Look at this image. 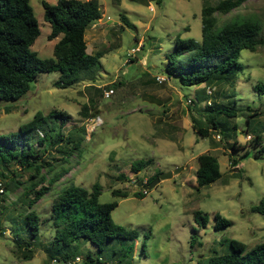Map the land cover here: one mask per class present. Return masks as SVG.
Listing matches in <instances>:
<instances>
[{
	"label": "rangeland",
	"instance_id": "374dc122",
	"mask_svg": "<svg viewBox=\"0 0 264 264\" xmlns=\"http://www.w3.org/2000/svg\"><path fill=\"white\" fill-rule=\"evenodd\" d=\"M98 1L104 21L91 26L86 34L87 52L104 54L95 80L61 87L59 72L41 73L19 100L0 101L1 136L11 137L37 112L48 116L56 111L63 112L64 118L50 119L51 132L42 129L46 143L59 144L62 136L66 141L70 134L76 137L73 144L79 150L70 160V173L34 208L43 223L42 242L53 237L48 218L61 189L69 183L89 190L98 184L100 202L118 204L112 211L113 221L138 235L124 247L128 253L125 264H208L216 254L230 252L232 239L254 250L264 242V216L251 211L264 199V153L259 152L264 147V46L243 50L236 81L217 85L220 93L229 95V99L222 98L223 104L237 109L238 115L215 117L218 130L201 136L192 125L194 119L204 120L209 114L207 102L197 101L198 89L206 84L185 86L178 75H169L168 55L175 51L178 39L201 42L203 5L221 0ZM43 2L56 4L57 0H31L41 29L33 50L46 59L53 57L59 39L48 38L51 25L44 20ZM123 16L131 25L123 22ZM237 16L262 21L264 37V0H250L225 16L216 14L219 25ZM107 17L110 22L105 21ZM137 46L136 57L126 65L130 51ZM155 76H164L166 81L159 84ZM111 88L115 94L104 97V91ZM84 109L103 120L91 135L84 127L89 118L84 117ZM259 134L263 136L259 144L248 138ZM235 142L237 149L233 148ZM33 147L40 154L45 146L35 137ZM207 153L218 158L222 175L211 186L199 188L198 157ZM142 160L149 165L133 173L131 166ZM3 169L0 165V172ZM177 169L181 171L173 178L148 191L139 186ZM115 191L129 196H115ZM21 193L7 194L1 206L11 209ZM196 211L209 217L206 228L195 221ZM216 214L230 225L216 228ZM6 215L0 219V231H5L0 236V264H48L41 248L35 250L32 260H23L16 239L25 236L11 229V222L3 219ZM87 252L94 258L109 257L108 250L99 253L90 243L83 246L82 258Z\"/></svg>",
	"mask_w": 264,
	"mask_h": 264
},
{
	"label": "trees",
	"instance_id": "16d2710c",
	"mask_svg": "<svg viewBox=\"0 0 264 264\" xmlns=\"http://www.w3.org/2000/svg\"><path fill=\"white\" fill-rule=\"evenodd\" d=\"M248 1L221 0L214 5L206 1L201 15V42L193 38L178 39L175 51L168 55L169 75H178L185 86L200 87L206 84L198 89L197 101L207 102L206 110H209V114L204 120L194 119L192 125L201 136L218 130L215 117L225 115L232 118L238 115L237 109L223 104L222 98L229 99V95L226 92L220 93L217 85L236 81L237 73L241 70L239 58L243 50L256 51L264 46L262 21L237 16L219 25L216 17L217 13L225 16ZM43 8L44 20L51 25L49 40L59 39L54 46L53 57L46 59H41L33 50L41 29L31 0H0V101L19 100L41 73L59 72V85L67 87L95 80L102 69L100 59L104 56L103 52L89 54L86 41L88 29L102 18L100 2L57 0L56 4L43 2ZM122 20L131 25L127 17L123 16ZM207 88L214 89L212 95L207 94ZM84 110V115H87L84 117L98 116H91L88 110ZM52 118L62 119L64 113L52 111L45 116L37 112L33 120L21 125L19 131L11 137L0 135V165L4 167V171L0 172V183H3L6 191L0 200V219L7 214L3 219L11 222V229L15 233L21 231L20 235L25 236L16 239L18 253L25 261L32 260L35 250L41 248L48 263L68 264L80 258L78 264H125L128 253L124 247L136 240L138 235L113 221L112 211L118 204L101 203V187L98 184L90 190L71 183L61 189L53 200L51 216L48 218L53 237L47 243L42 242L43 223L34 208L70 173V160L75 151L79 150L77 144H73L76 137L71 134L66 141L62 136L59 144L53 140L46 143L47 134L43 130L52 131L49 127ZM38 131L45 135L38 136ZM35 137L45 146L40 154L33 147ZM251 139V142L255 140L259 144L263 136L259 134ZM236 144L234 149H237ZM259 152L264 153V147ZM198 162L196 175L199 188L209 187L221 178L216 156L202 154ZM14 165L16 167L11 170ZM148 165L149 161L142 160L134 163L131 170L139 173ZM157 177L159 175L152 177L149 183ZM19 190L22 193L11 203V209L1 206L7 194H16ZM114 195L124 198L129 196L127 192L120 191H115ZM251 211L264 216V199L253 206ZM215 218L218 229L230 225L220 214H216ZM195 221L201 228H206L209 217L202 211H196ZM4 234V230L0 231V236ZM28 238L30 242H27ZM87 243L97 247L99 253L108 250L109 257L94 258L87 252L82 258L83 246ZM195 243L193 239L192 247ZM229 244V253L216 254L208 260V264H264V242L252 251L248 250L245 243L235 239Z\"/></svg>",
	"mask_w": 264,
	"mask_h": 264
},
{
	"label": "built area",
	"instance_id": "2783aa9c",
	"mask_svg": "<svg viewBox=\"0 0 264 264\" xmlns=\"http://www.w3.org/2000/svg\"><path fill=\"white\" fill-rule=\"evenodd\" d=\"M104 21L103 17L98 20L96 23H94L92 25V27H97L98 25L102 24ZM106 22H110L111 21V18L110 17H107ZM140 50V46H137L136 48H133L130 53H129V59L126 61V65H128L133 58L136 57V53ZM168 79V78H167ZM155 80L157 83L159 84H163L165 81H166V78L164 76H155ZM169 80V79H168ZM207 94L208 95H212L213 92H214V89L212 88H207ZM115 94V91L113 88L109 89V90H105L104 93H103V96L106 97V98H109L111 97L112 95ZM191 102V100H190ZM210 103V102H209ZM103 125V120L101 117L99 116H96V117H90L88 119H86V122L84 124V127H85V130L87 132V134L91 135L92 133H94L99 127H101ZM38 136H41L43 137L44 134L42 131H38ZM249 139H251V136H248ZM6 191H5V187L3 185V183H0V200H2V198L4 197ZM81 262V259L80 258H77L75 261H71V262H68V264H78Z\"/></svg>",
	"mask_w": 264,
	"mask_h": 264
},
{
	"label": "water",
	"instance_id": "95a60500",
	"mask_svg": "<svg viewBox=\"0 0 264 264\" xmlns=\"http://www.w3.org/2000/svg\"><path fill=\"white\" fill-rule=\"evenodd\" d=\"M180 171H181V169H177L175 171L165 173V174L161 175L159 178H156L153 182H151L148 185H144L143 182H140L139 186L142 187L145 191H148V190L152 189L153 187H155L160 181L173 178V176L178 174Z\"/></svg>",
	"mask_w": 264,
	"mask_h": 264
},
{
	"label": "crops",
	"instance_id": "0c3cea01",
	"mask_svg": "<svg viewBox=\"0 0 264 264\" xmlns=\"http://www.w3.org/2000/svg\"><path fill=\"white\" fill-rule=\"evenodd\" d=\"M35 256V255H34ZM45 256H46V254H45ZM46 259H47V256H46ZM47 263H48V261H47ZM49 264V263H48ZM54 264V263H53Z\"/></svg>",
	"mask_w": 264,
	"mask_h": 264
}]
</instances>
